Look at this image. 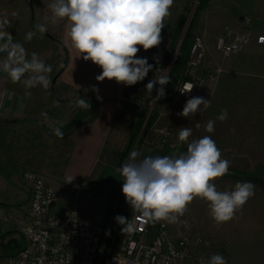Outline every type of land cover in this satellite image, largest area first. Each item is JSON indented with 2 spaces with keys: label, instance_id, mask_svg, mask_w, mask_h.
Wrapping results in <instances>:
<instances>
[{
  "label": "crops",
  "instance_id": "crops-1",
  "mask_svg": "<svg viewBox=\"0 0 264 264\" xmlns=\"http://www.w3.org/2000/svg\"><path fill=\"white\" fill-rule=\"evenodd\" d=\"M219 1L222 21L226 24L224 29L230 25L237 30H251L257 33L255 35L264 34V0ZM51 2L0 0V20L7 18L9 21L5 31L11 35L12 42L22 45L29 58L35 52L51 65L52 82L58 75L55 89L52 86L48 90L37 87L30 89L31 95H25L24 87L19 83L13 84L0 67V199L7 198L8 201L14 198L28 202L29 189L22 170L39 166L36 164L38 146L30 139L17 141L13 134L17 128L14 125H28L31 120L42 118L46 110H53L61 89H68L71 98L75 94H85L94 99L98 117L59 138L62 143L68 142L69 147L55 181L57 186L61 183L80 187L86 181L99 179L95 170L97 163L117 147L121 132L134 126L141 113L142 81L133 86L107 79L98 82L96 76L102 69L92 61L77 58L78 53L67 35V21L59 20L52 24L46 19L51 15L47 8ZM241 16L247 18V25L241 22ZM40 23L47 24L46 33L51 37L46 33L41 37L38 33L31 41L25 40L26 33L35 30ZM209 49L206 46L205 64L222 67L206 96L211 100V106L196 116L184 118L178 115L183 107L170 112V104L166 103L160 115L163 120L169 118L171 121L173 118L181 127L192 128L189 142L210 135L221 150L222 158L231 161L229 172L214 181L218 191L232 190L237 181L251 182L255 186V195L234 218L219 225L210 216L208 202L195 198L188 205L191 229L226 243L228 264H264V44L254 40L244 51L227 59L219 55L215 43ZM61 53L63 60L58 68L55 63ZM137 56L147 57L151 64L150 49L145 51L141 48ZM4 59L5 54L0 53V64ZM93 86L98 92L92 90ZM222 109L228 112L223 122L216 119ZM210 119L215 121L213 133L204 130ZM197 122L200 128L195 127ZM44 130H48L47 125ZM52 138L54 140L55 137ZM22 148L24 150L20 154L13 153ZM70 177L75 178L67 183Z\"/></svg>",
  "mask_w": 264,
  "mask_h": 264
},
{
  "label": "clouds",
  "instance_id": "clouds-1",
  "mask_svg": "<svg viewBox=\"0 0 264 264\" xmlns=\"http://www.w3.org/2000/svg\"><path fill=\"white\" fill-rule=\"evenodd\" d=\"M173 3L174 0H52L47 5L51 15L46 19L52 24L59 20L67 21V35L78 53L77 58L92 61L102 69L96 76L98 82L107 79L133 86L153 70V64L147 57H138L137 53L141 48L147 51L162 42L164 21L170 15ZM7 26V18L0 20V53L5 54L0 64L2 71L13 84L19 83L24 87L25 95H31L30 89L37 87L48 90L52 86V66L35 52L29 58L22 45L12 42L11 35L5 31ZM46 32V23L37 24L35 30L26 33L25 40L31 41L38 33L42 37ZM153 59L158 62L157 57ZM169 83L170 77L155 73L145 88L151 96L158 84L160 87L155 88L157 95L151 97L158 101L166 95L165 86ZM193 87L187 83L179 91L187 94ZM92 90L98 92L95 86ZM76 105L84 109L91 107L83 97L77 99ZM210 106L209 99L191 97L178 115L189 118ZM227 117V110L222 109L216 119L223 122ZM61 127L53 129V134L59 138L64 136ZM195 127H201L199 122ZM204 130L213 133L215 121L208 120ZM191 136L192 128H180L178 140L187 142L186 152L161 156L144 155L133 149L117 169L123 180L122 193L133 209V215L139 212L152 221L176 223L188 205L199 197L208 202L210 216L219 225L232 220L255 195V186L247 181H237L230 191H218L214 181L229 172L231 161L222 158L221 150L210 135L189 142ZM74 178L70 177L67 183ZM114 220L122 226V233L135 230V222L127 217L117 215ZM198 264L228 262L217 253L207 259L199 258Z\"/></svg>",
  "mask_w": 264,
  "mask_h": 264
},
{
  "label": "built area",
  "instance_id": "built-area-1",
  "mask_svg": "<svg viewBox=\"0 0 264 264\" xmlns=\"http://www.w3.org/2000/svg\"><path fill=\"white\" fill-rule=\"evenodd\" d=\"M254 40L264 44V34L255 35L248 29L237 30L227 26L217 36L215 49L223 59H227L244 51ZM170 42L167 37L153 52V70L144 80L147 121L156 113V125L161 116L157 109L159 100L154 101L151 97L157 95L155 88L160 86H155L151 96L145 86L155 73L169 75L167 55ZM205 58V41L196 36L192 41L185 76L175 87V102L186 103L191 97L206 98L222 67L207 66ZM187 83L194 85L192 91L181 94L179 90ZM164 130L156 129L164 133L166 142L170 133ZM23 178L29 189L28 206L20 205L15 209L14 222L25 246L16 254L0 258V264H198L199 258L207 259L217 253L228 262L225 243L191 229L188 208L176 223L152 221L139 212L133 215L131 208L135 230L123 233L119 243L116 244L113 238L106 245L108 231L103 224L85 217L78 189H73V196H62L53 183L31 169L24 171Z\"/></svg>",
  "mask_w": 264,
  "mask_h": 264
},
{
  "label": "rangeland",
  "instance_id": "rangeland-1",
  "mask_svg": "<svg viewBox=\"0 0 264 264\" xmlns=\"http://www.w3.org/2000/svg\"><path fill=\"white\" fill-rule=\"evenodd\" d=\"M169 12L170 15L165 18V27L161 32L162 42L157 47L150 49V60L156 48L161 46L165 42V39L169 37L171 39V42L169 45L167 61L170 69L175 57L179 53V48L189 30L191 32V35L189 36L190 43L192 42L194 37L201 36L204 39L208 50L209 48L212 49L214 43L216 42L215 38H217V36L224 31V27L226 25L223 24L224 22L222 21L221 5L219 0H213L212 2L211 0H207V2L204 4L201 3V0H174V3ZM251 32L253 34H257L253 31ZM59 55L60 56L57 57L58 59L55 63V66L58 68L60 67V64L63 60L62 53ZM219 66L220 65L216 67ZM186 71L187 62L181 70L180 78L173 83L174 91L179 81L184 78ZM56 72H58V69H56ZM144 80L142 81V107L140 116L137 119L138 121L141 119L143 111L146 110V100L143 89ZM68 94H70L68 89H61L60 95H58L57 100H55L53 110H46L42 118H39L37 120L33 119L31 120L32 122L28 125L26 123H18L14 125V127L17 128H15V130L13 131L14 137L17 139V141L30 139L31 141L35 142V144L39 148V155L36 158L38 162L36 164H39V166L33 167L31 170L34 169L41 173L45 178L53 183L55 187L57 186L55 181L59 177V172L64 161V156L67 153L69 145L68 142L62 143L59 140V137L53 134V129L62 125L61 131L63 133L65 132L63 127L67 126V124L70 123L73 119L74 113L77 110L81 109L76 105L77 99L83 97L89 101L90 105L94 104L93 100L89 99L83 94H75L72 98L70 97V95L68 96ZM174 99V92L173 95L168 98V101L161 103V99H159L157 105L158 113L163 111V106L166 103L170 104V112H174L177 107H184L185 103L175 102ZM94 109L95 105L93 106L92 112L94 111ZM162 118L163 117L158 120L157 125L155 124V120L149 128H146L147 117L145 118L144 125L141 126L142 128L138 126V121L131 128L126 127L124 131L119 135L117 147L110 150L107 155L101 157V159L97 163L95 170L96 173H99V179L86 181L82 185H80V187L63 185L61 183L59 184V186H57L58 188L56 187L58 193L62 196H73L75 195L72 192L73 189H78L80 191L79 197L81 201V209L85 217L103 224L108 231V238H110L109 234H111L110 224L114 213L117 210V200L121 195H124L122 193L123 180L117 169L127 159L130 152L133 149H138L144 155L164 156L171 154V151L175 150L177 146L182 143L178 140V133L181 126L175 123V119L173 120V118H171V121H169V118L167 120H163ZM46 125L48 127L47 131L44 130V127ZM153 125L155 129H153ZM8 127L12 126L9 125ZM156 129H165L164 131H169L170 136L169 138H166V142L164 141V133H162L161 131H156ZM52 137H55L54 140H52ZM184 143L186 144L187 142ZM169 146L171 148H169ZM173 147L176 148L173 149ZM170 149L173 150L168 151ZM22 150L24 149L22 148L21 150L13 153L20 154ZM22 173H24V169L22 170ZM0 200H3L7 203L4 204L2 203L3 201L0 202V253H2V255H0V258H2L7 254L10 255V253L15 254V252H18L24 246V242L16 229L14 219L16 215L15 209L20 205H25L26 207L28 205L27 200L21 201L14 198L9 201L7 198H3ZM130 209L131 206L126 203L125 199L123 205L121 206L119 215L127 217L131 220ZM121 227L122 226L120 225L118 228H116V230L112 234L110 241L106 240V245H108L113 238H115L116 244L119 243V237L123 235ZM10 239H15L17 241L14 242L15 248L13 249L6 245L10 241ZM235 256H237V253L235 254ZM234 259L236 262H238V260H236V257H234Z\"/></svg>",
  "mask_w": 264,
  "mask_h": 264
},
{
  "label": "trees",
  "instance_id": "trees-1",
  "mask_svg": "<svg viewBox=\"0 0 264 264\" xmlns=\"http://www.w3.org/2000/svg\"><path fill=\"white\" fill-rule=\"evenodd\" d=\"M206 2H207V0H201V3H203V4L206 3ZM190 35H191V32L189 30V32L185 36V39L183 40V42H182V44H181V46L179 48L178 55L174 59V62L172 64V67H171L170 72H169L170 83L165 86L166 95L161 98V101H160L161 103H163L165 101H168V98L173 95V92H174V90H173L174 89L173 88V83L177 79L180 78V76H181L180 75L181 74V70L185 66V64H186V62H187V60L189 58L190 49H191V45H192V42L190 43V41H189V36ZM83 95L86 96L85 94H83ZM89 99L93 100L94 104H91V107L89 109H82L81 108V109L77 110L74 113V117L71 120V122L68 123L67 126H64L63 127V129L65 130V132H70L71 133V132L75 131L78 127H80L81 125L86 124L88 122H91V121L95 120L98 117L97 103L90 96H89ZM94 105H95V109L92 112ZM146 113H147L146 110L143 111L142 117L138 121V126L141 127V126L144 125L145 118H146ZM156 118H157V114L156 113L153 114V115H151L150 118L147 121L146 128H149L153 124V122L156 120ZM166 146H168V145H166ZM169 148H171V147L169 146ZM174 148H176V147H173V149ZM173 149H170L168 151H171ZM186 149H187V145L184 142H182V143H180L177 146V148L175 150L171 151V154H174V153L175 154H178V153L186 152ZM171 154H169V155H171ZM125 199H126L125 196L124 195H121L119 197V199L117 200V202H118V204H117V210L114 213V216H113L112 221H111V224H110L111 234H109L110 235L109 236L110 238H108V241H110V239L112 237V234L116 230V228H118L120 226L119 224L116 223V221L114 220V217L117 216V215H119L121 206L123 205ZM121 239H122V235L119 237V240H121ZM15 241H16L15 239H10V241L6 245L13 249V248H15V246H14V242ZM24 246H25V243H24ZM18 252H15V254L18 253ZM10 254H13V253H10ZM7 255H9V254H7Z\"/></svg>",
  "mask_w": 264,
  "mask_h": 264
},
{
  "label": "water",
  "instance_id": "water-1",
  "mask_svg": "<svg viewBox=\"0 0 264 264\" xmlns=\"http://www.w3.org/2000/svg\"><path fill=\"white\" fill-rule=\"evenodd\" d=\"M240 20L241 22L244 24V25H247V18L245 16H241L240 17ZM46 36L48 37H51L50 34L46 33ZM57 78H58V75H56L53 79V82H52V88L55 89V84L57 82Z\"/></svg>",
  "mask_w": 264,
  "mask_h": 264
},
{
  "label": "bare ground",
  "instance_id": "bare-ground-1",
  "mask_svg": "<svg viewBox=\"0 0 264 264\" xmlns=\"http://www.w3.org/2000/svg\"><path fill=\"white\" fill-rule=\"evenodd\" d=\"M145 134V133H144Z\"/></svg>",
  "mask_w": 264,
  "mask_h": 264
}]
</instances>
